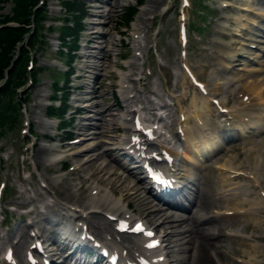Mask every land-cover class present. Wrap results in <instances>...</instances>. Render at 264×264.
<instances>
[{"label":"rangeland","instance_id":"rangeland-1","mask_svg":"<svg viewBox=\"0 0 264 264\" xmlns=\"http://www.w3.org/2000/svg\"><path fill=\"white\" fill-rule=\"evenodd\" d=\"M85 2V0H83ZM135 0H132L131 2H134ZM192 1L191 7L188 9L185 8V12L187 13V23L189 24V42L186 45H182L179 41V35H178V21L180 20L178 16V11L181 9V3L178 0H158L159 5L155 10L151 8V10H148L146 12V22L147 24L151 25L152 28L150 31V35H153V31L158 26H162L158 36L159 38L156 39L157 42L154 47H156V50L153 51V53L149 52L150 56L148 58L147 62V69L149 71H152V74L149 75L150 82H147V88L154 87L153 81L156 84V90L158 92H161L165 99H169V91H175L179 95L174 100L175 102H180L181 106H183V109H186V112L191 116L190 110H192V101H195L199 105H203L206 103H209V101L204 100V95L199 92V90L196 89V87L188 80V78L185 75L184 69L182 67L183 64L189 65L190 68L194 70V72L197 74V76L200 79H204L205 82H207L208 87L214 92V88L218 86L217 84H220V88L222 89L219 91V98L226 102L227 100L231 99V102L237 101L238 98V89L237 87L241 84V82L246 81L247 79L251 81L252 79L256 78H262L264 80V34L263 36L254 35L253 32H256L253 24L256 25V23L260 22L259 20L261 18L264 19V2L261 0H190ZM128 1L124 2L127 3ZM222 2H228L230 4L233 3V6L229 7H221L220 4ZM143 6L138 9L137 13H135L136 20L137 21L143 14V9L148 8L149 3L148 0H143ZM197 4V6L195 5ZM127 4L121 5L119 8H115V11L112 12L113 18L116 20L121 19V13L123 15V12L126 10ZM196 6V7H195ZM239 6L246 7L248 10H240ZM204 7L206 9V14H203L200 12L199 15H196V10L199 8ZM59 7L54 6V10L51 11L53 16H59L60 11L58 10ZM121 10V11H120ZM10 8L8 4H4L3 8L0 9V18L4 14H10ZM123 11V12H122ZM222 14H225L227 16H222ZM241 16V22L238 17ZM246 16L251 17V19H247ZM154 17V19H153ZM224 25V28L222 26ZM264 27V24H262ZM244 26V27H243ZM245 28V29H243ZM259 31V30H258ZM223 32V33H222ZM227 33L229 34L227 36ZM235 33H238L239 35H236ZM57 32L49 35V41H52L54 37L56 36ZM223 36H226L225 43L228 44L227 48H229L232 51L238 52L240 50L241 46H244L245 44H248V51L243 52L242 56L239 55V59H236L235 62H226L225 60L222 61L220 56H218L221 53V48L219 47L221 44V39ZM250 36L256 40V38H259L260 41L256 40L255 42H252L249 38ZM153 39L149 40V44L154 43ZM244 44V45H243ZM254 44V45H253ZM126 43L123 44L125 46ZM252 45V47H251ZM258 47H253L257 46ZM226 48V49H227ZM52 49V47H49L47 50L46 57H52V53L49 52V50ZM124 54H127V49L123 48ZM185 52L186 54H182V52ZM232 51L229 50L228 54H231ZM39 52V53H37ZM35 53V59L37 66H40V61H43V56L41 51H36ZM48 60V59H47ZM228 66V68L224 67ZM230 66H233L230 68ZM51 71V70H50ZM56 78L61 77V73H52ZM51 78L49 75H44L43 71L39 74V81L35 84H32V87H29L25 89V94H30V103L27 105V114L33 121L32 129L34 131H38L39 134L34 140L37 144V147L31 146L29 149H27V153L31 155L30 162L34 166L33 163L40 164L42 162H39L42 158L45 160L48 153H43L40 151L39 145H44V134L48 135V138L50 136H53V127L51 125H40L37 123V119H39V113H42L45 108L42 104L38 103L39 99L36 94H38V91H41L47 95V93H51L50 91V84ZM232 84L230 87L227 86V84ZM115 86H111L109 89L112 90V88ZM25 88L28 86H24ZM108 87H106L107 90ZM105 92V88L102 89ZM107 94H109V91H106ZM229 98V99H227ZM230 101V100H229ZM257 104L259 102L258 99H256L254 96H250L247 100L241 101L240 104L246 105V103ZM252 105V106H253ZM180 106V107H181ZM175 107V108H174ZM173 109L174 112L176 110V106L174 105ZM212 107V108H211ZM211 107H205L206 110H208L207 114L203 117V126L198 127V131L202 132V135L206 136L209 135L211 138H214V148H219L220 145L218 144V139L216 138L217 134L216 131L218 128H214V123L217 117H214L215 109L211 105ZM21 113V110H19V114ZM257 116V113H255ZM24 115V114H23ZM22 114L19 115L20 119L23 116ZM40 117H42L40 115ZM174 118L177 117V114L174 113ZM192 118V116H191ZM257 118V117H256ZM192 124V126L195 124L194 121L191 120L188 121V124ZM21 128V122H17L15 125V129L10 131L9 135L6 137L4 141H0V146L4 148L3 152L0 153V180L6 179L7 185L6 190L12 191L14 194L16 192L15 198L18 199V201L24 202L27 200V197L29 196V193H33L34 190L39 191V188L37 187L35 181H33V188L28 189L29 184L27 182H23L21 184L19 180V176L16 172V156L18 157V153L16 151H21L23 143L21 142V138L19 136L20 131L23 132L24 124ZM5 129V128H4ZM176 129V128H175ZM20 130V131H19ZM41 131V132H40ZM48 133H45V132ZM43 132V133H42ZM246 134L247 132H241ZM248 134V133H247ZM20 139V140H19ZM259 139V135H249V136H243L239 138L238 140L234 141L237 144L241 142L243 144L244 149L249 150L255 146L254 142L257 144V140ZM216 140V141H215ZM5 145V146H4ZM46 146V145H44ZM216 149V150H217ZM39 150V151H38ZM225 149L219 150L214 154H211L210 152V159L204 161L202 163V166L208 164L206 166V169L202 173V177L200 178V188L203 193L210 196L211 199L216 200V197L218 195V192L222 190V186L220 185V179L221 173L219 172L218 168H215L218 162L225 163L228 161V159H231L232 155L234 156V153L228 152V154L222 158L218 159L221 154H224ZM244 152H247V150H244ZM21 153V152H19ZM235 157V156H234ZM9 159V160H7ZM3 160L6 161L5 166L3 163ZM73 161V158L71 160V163ZM30 165V167L32 166ZM7 167L14 168L15 171L9 170ZM46 165L44 163L39 165L38 173L44 174L47 177H52L55 180L62 178L64 176L67 177L64 179L66 180V183L73 186L75 189L74 192L79 194L81 193L82 189H85L90 183L93 178L101 179L103 182H108L111 180V178H105V172L99 171V168L97 169L96 173L93 178H89L85 175H87L90 170L89 167L78 170L74 169L72 171L67 170V174H65V171L60 170V164L55 166H52V169L46 170ZM48 167V166H47ZM94 170V168H93ZM202 169L200 170L201 173ZM92 172V169H91ZM90 172V173H91ZM79 174L83 175L82 178H77ZM88 180V182H85L84 179ZM32 180H35L33 178ZM81 181H84V183H81ZM199 181V180H198ZM197 181V182H198ZM64 182V181H63ZM233 182H235L233 180ZM112 183L115 184V190L119 194L123 195H129V192L122 190L123 187L119 186L117 188V183L112 181ZM83 185L82 188H80ZM224 187V186H223ZM23 189H28L27 193H23ZM54 190L53 188H51ZM50 189V190H51ZM43 190V189H42ZM86 193V192H84ZM47 200L49 201L48 197V191L44 190L43 193ZM14 199V197H12ZM134 199V198H132ZM9 199L7 198L6 201H4V204H7V201ZM232 200L235 202L237 201L235 197L232 198ZM15 201V199L13 200ZM17 201V202H18ZM133 208L137 209V211L140 213L141 206L144 207L145 205L140 204V202H137L134 200ZM194 210H192L193 212ZM190 212V213H192ZM19 213L20 210L14 213L15 220H19ZM188 215L189 212H187ZM224 220L225 218H220V220ZM21 223H24L23 219L20 220ZM19 222V221H18ZM17 222V223H18ZM223 223V221H221ZM43 225L49 226V223L42 222ZM236 229H242L241 225H236L234 227ZM12 229V228H11ZM9 230V232L11 231ZM248 244L244 243L243 245L240 244V241H235L233 238L230 239L229 237H222L220 241L217 242V247L214 248L215 251H218L222 257H224L228 262V264H235L232 262V260L228 257H231L233 248L239 247L240 252L244 255H249L251 251V245L252 241L247 240ZM177 245L176 247H178ZM176 252L172 253L171 258L177 259L181 256H183V253L176 248ZM179 264V263H178Z\"/></svg>","mask_w":264,"mask_h":264},{"label":"bare ground","instance_id":"bare-ground-1","mask_svg":"<svg viewBox=\"0 0 264 264\" xmlns=\"http://www.w3.org/2000/svg\"><path fill=\"white\" fill-rule=\"evenodd\" d=\"M122 0H114V2H111V5L114 4H120ZM149 6L152 8H155L158 6V1L157 0H148ZM121 5V4H120ZM145 13V12H144ZM140 31V30H139ZM127 73L124 72L123 76L126 75ZM242 87L248 89L250 93L255 95L263 104V106L260 108L261 111L264 112V81L263 82H256L252 81L249 82L247 81L246 83H242ZM219 89V88H217ZM41 95V94H39ZM207 105V104H206ZM194 106L192 113H196L197 117L199 118L202 113H200L199 109L196 107V103L192 104ZM167 105L161 106V108H166ZM43 122V121H42ZM45 123V122H43ZM220 124V123H218ZM195 138V137H194ZM193 138V140H194ZM260 140L258 141L260 144L258 145L256 142H254L255 147L251 149V158L249 160V163L246 165L244 163H240L238 166L233 165L234 163L231 161L229 167H232L234 169H246L245 172L243 171H236L235 176L240 177L243 176L246 178V172L250 173L251 180L248 185H242L240 189V194H239V199L237 202L232 204V202L228 201V198L226 197V194L219 195L220 197L216 200L211 199L210 196L206 195L205 193L202 194H197L196 198L194 199L195 207H196V213H201L199 221L203 223L202 226H198V228L193 225L194 223H188V219L190 217H178V216H172L170 217V222H165V223H171L176 226L175 230H169L166 226H162L164 224V220L158 222L156 226L159 229V234L160 237H162V242L163 245H161V251L165 252L168 251L170 252V237L174 236V233L177 232L178 235L182 234L184 237H179L184 238L185 241L181 242L180 244H189L187 247H191V250L189 254L185 257H181V263L182 264H219L218 261L220 260V257H218L217 254L212 253V249L217 247V242L221 240L222 237L225 236L223 234V231L227 227L231 226H236V225H243V227H251L252 224H254L253 230L256 231L257 236L259 237L258 239H264V194L261 195L259 192L264 190V133L261 132L260 135ZM196 141V140H195ZM190 149L198 151L199 154H201L202 150L201 148H206V152H209L211 150L210 146V141L209 139L201 142H197L194 144L193 141L189 143ZM214 146V145H212ZM231 150H237L238 147H230ZM86 151L84 154L92 153L91 156L85 161L86 162H93L94 160H99L100 157H104L105 155L108 154L107 147H105L103 150H101V146L98 144L94 145H87L85 147H82L81 151ZM98 151V152H97ZM242 152L238 151L236 156L238 158H241ZM58 155V154H56ZM55 155V156H56ZM110 167V163H106L102 167V170H105L106 168ZM112 169V168H111ZM110 170V169H109ZM132 176V175H131ZM128 179V178H127ZM229 178H224L223 181L226 183L228 182ZM125 179H123V182ZM140 183V182H139ZM96 185L93 186V190L91 194H88V196L85 197H76L72 192L70 191V187L68 185H65V189L62 190L61 196L67 199L68 201L73 202L72 205L77 204L79 207H82L84 205L92 207L93 205H96L97 201L99 203L97 204L98 206L101 207H106L107 206H112V208H115L116 203L118 202L117 198L115 197L114 194L111 193V189L107 187H103L102 185L98 184V181L95 183ZM228 184V183H227ZM135 185V184H134ZM144 189H146V185L143 183ZM136 187V186H133ZM142 190L143 188L140 187ZM138 187H136L135 191H141ZM143 189V190H144ZM220 193V192H219ZM39 193H37L34 197L36 201H42L44 197L41 195L40 199ZM87 197V199H86ZM88 200V202H87ZM68 202V203H71ZM45 203V202H44ZM86 203V204H85ZM52 207V211L55 212L54 210H57L53 206L55 204H48L45 203V207L49 208ZM212 208H217L218 210L221 209L222 215L224 216V220H218V215L216 214H208V211ZM88 208H85L84 210L82 209L80 211V216L84 219L89 220L90 227L95 229L98 232L100 230L104 233H106V237L109 234H114V230L110 228L109 226V221L106 222L103 218H93L89 214L91 211H85ZM229 213L232 212L231 216H227V212ZM157 212H159L157 210ZM152 213V212H151ZM65 215V214H64ZM223 221V223L221 222ZM100 225V226H98ZM104 226V227H102ZM22 234H26V230L23 229L21 230ZM28 235H25L23 237H27ZM114 239L116 240V243L120 242L119 239L115 236ZM140 240L134 241L133 244H128L127 247L129 250H134L139 251L142 250L140 247ZM244 243L248 244V241H243L241 244L243 245ZM115 246V244H113ZM20 247V245L18 246ZM187 247L183 249L186 250ZM239 251V249H238ZM235 252L237 250L235 249ZM251 252L252 255L251 257H255L256 254H259L260 256L264 255V247L260 244H253L251 245ZM66 259V258H65ZM251 260V259H249ZM264 262V261H263ZM254 263V262H253ZM163 264H170L169 261H164ZM252 264V263H250Z\"/></svg>","mask_w":264,"mask_h":264},{"label":"trees","instance_id":"trees-1","mask_svg":"<svg viewBox=\"0 0 264 264\" xmlns=\"http://www.w3.org/2000/svg\"><path fill=\"white\" fill-rule=\"evenodd\" d=\"M27 2L28 1L21 2V4H24V3H27ZM3 29L4 30L2 31V34H4V36H5V38L3 39V41H6V43H8V46L11 48L12 47V43H13L11 37L13 35H15V33L12 32V31H10V28H3ZM13 29H15V28H13ZM0 32H1V30H0ZM6 51H7V49L4 50L3 53H2L3 55L0 56V66L1 67H3L4 64H5L4 62L6 60V58H5L6 57V54H5ZM21 61L22 60L17 59L14 62L12 68L9 71V76H10L9 80L4 85H2V87H0V120H2V121L3 120H7V116L4 115L5 109H6V101H5L6 99H5V97L8 96V95H10L11 92L13 91V85L14 84L12 85V83H13L14 79H16V77H19L18 76V74H19V68L24 63V62L21 63ZM0 74H1V71H0Z\"/></svg>","mask_w":264,"mask_h":264},{"label":"snow or ice","instance_id":"snow-or-ice-1","mask_svg":"<svg viewBox=\"0 0 264 264\" xmlns=\"http://www.w3.org/2000/svg\"><path fill=\"white\" fill-rule=\"evenodd\" d=\"M138 126H139V125H138ZM137 227L139 228V227H141V226L138 225ZM148 234L151 235V233H148ZM155 243H156V241H152V244H155Z\"/></svg>","mask_w":264,"mask_h":264}]
</instances>
